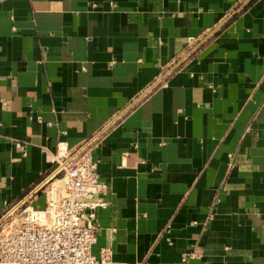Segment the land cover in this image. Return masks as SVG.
Wrapping results in <instances>:
<instances>
[{"label":"crops","instance_id":"obj_1","mask_svg":"<svg viewBox=\"0 0 264 264\" xmlns=\"http://www.w3.org/2000/svg\"><path fill=\"white\" fill-rule=\"evenodd\" d=\"M91 137L94 257L264 264V0H0V215Z\"/></svg>","mask_w":264,"mask_h":264},{"label":"built area","instance_id":"obj_2","mask_svg":"<svg viewBox=\"0 0 264 264\" xmlns=\"http://www.w3.org/2000/svg\"><path fill=\"white\" fill-rule=\"evenodd\" d=\"M176 66L175 61L169 70ZM92 140L88 138L72 151L58 144L53 179L42 190V208H33L28 201L35 188L2 212L0 264L111 263L107 248H101L97 257L90 253L97 231L96 211L107 205L102 196L104 185L88 149ZM14 144L24 152L20 142ZM197 257L191 250L181 253L180 261Z\"/></svg>","mask_w":264,"mask_h":264}]
</instances>
